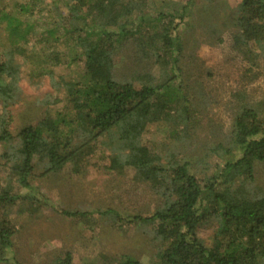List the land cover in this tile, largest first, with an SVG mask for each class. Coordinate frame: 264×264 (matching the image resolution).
<instances>
[{
	"label": "trees",
	"instance_id": "1",
	"mask_svg": "<svg viewBox=\"0 0 264 264\" xmlns=\"http://www.w3.org/2000/svg\"><path fill=\"white\" fill-rule=\"evenodd\" d=\"M223 2L0 0L7 42L0 46V264H27L17 241L22 223L27 215V224L37 221L45 207L64 218L97 217L110 223L105 234L140 231L147 264H264V191L253 187L255 166L264 163V102L236 106L229 133L207 145H194L188 131L196 109L187 84L198 70L190 71L198 61L195 27L216 20L233 31L234 49L264 57V0L228 9ZM27 65L29 78H48L43 105L57 108L15 118ZM152 126H169L171 148L143 138ZM98 145L103 168L131 171L153 207L135 214L60 209L34 185L66 165L81 173ZM200 230L212 231L209 246ZM119 243L100 245L82 264H145L133 244ZM39 264H75L71 247Z\"/></svg>",
	"mask_w": 264,
	"mask_h": 264
},
{
	"label": "rangeland",
	"instance_id": "2",
	"mask_svg": "<svg viewBox=\"0 0 264 264\" xmlns=\"http://www.w3.org/2000/svg\"><path fill=\"white\" fill-rule=\"evenodd\" d=\"M237 2L238 0H225L223 6L228 9ZM220 12L223 18L227 16L225 11ZM208 25L214 26L215 30L206 31ZM194 29L198 61L196 67H190V71L194 68L198 70L191 71L187 84L195 93L192 100L196 109H193V120L188 131L190 142L203 146L213 142L220 133H229L236 106L264 102V57L234 49L231 37L233 31L229 27L221 28L216 20L202 22ZM5 39L3 31H0V46L7 45ZM254 52L259 54L258 50ZM29 69L30 66L27 65L21 70V98L11 110L15 118L29 114L33 116L32 112L40 111L41 108H57L51 104L43 105L44 101L50 102L48 98L51 88L48 78H34L31 74L29 78ZM70 69L72 72L73 69ZM168 128L169 126H152L143 138L155 143L158 149H162L163 145H166L165 149H169L173 140L165 135ZM101 152L98 145L94 153L86 159V166L81 173H73L71 167L66 165L58 176L36 178L34 185L52 205L60 209L87 212L110 206L121 213L135 214L153 207L151 193L147 187L134 182L131 171L116 174L103 168ZM194 158L196 159L191 158L192 161ZM210 161L213 164L216 159L212 157ZM0 176H5L1 166ZM253 187L259 194L264 191V163L255 166ZM36 216L37 221L29 224L27 223L32 219L28 215L24 218L22 225L25 231L17 239H22L25 248L23 257L27 264H39L43 262L46 253L65 246L71 247L75 264H82L99 253L100 245L104 247L117 242L133 244L140 250L138 253L142 263H148L149 257L143 251L144 239L137 234L140 231L134 228H114L112 235L105 234L110 223L97 217H90L88 221L64 218L46 207ZM198 237L209 246L212 231L200 230Z\"/></svg>",
	"mask_w": 264,
	"mask_h": 264
}]
</instances>
